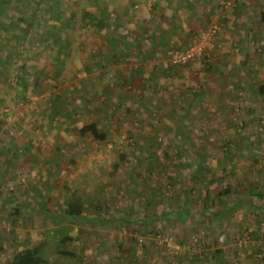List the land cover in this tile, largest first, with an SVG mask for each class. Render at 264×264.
<instances>
[{"label":"rangeland","instance_id":"374dc122","mask_svg":"<svg viewBox=\"0 0 264 264\" xmlns=\"http://www.w3.org/2000/svg\"><path fill=\"white\" fill-rule=\"evenodd\" d=\"M5 1L0 2V264L41 236L56 247L64 233L76 239L72 247L77 253L65 264H214L215 259L264 264V219L236 210L216 223L209 212H199L205 205L219 212L238 199L264 206V190L263 197L234 194L244 173L245 187L249 182L264 185V93L259 91L264 84V0H236L229 7L227 0L213 7L202 4L210 18L195 32L217 22V61L211 68L171 66L174 73L153 79L146 78L152 63H142L134 47L150 38L133 40L132 30L139 4L152 12L157 0ZM84 9L96 11L113 28L96 32L83 24ZM27 12H35L31 25L17 24L16 18ZM59 12L65 24L54 18ZM230 12L238 15L233 22L224 19ZM119 21L125 23L117 27ZM113 37L118 43L110 42ZM114 56L119 62L113 63ZM76 84L85 90L82 96L71 93ZM71 105L78 109L66 113ZM73 119L78 126L100 119L109 140L78 141L69 128ZM119 124L139 126L141 135L117 136L113 129ZM149 135L159 142L152 152L159 168L140 183L135 171L139 151L150 149ZM179 148L185 150L182 158L175 154ZM121 153L126 158L115 171ZM231 156L236 162L229 167ZM208 160L225 167L219 174H235L204 187L211 200L194 201L197 212L190 219L164 217L137 230L123 223L121 217L134 218L155 207V192L166 209L167 197L170 207L196 199L188 189L189 170ZM171 174L177 177L174 185ZM226 185L232 192L217 196ZM75 189L84 190L87 215L112 221L53 222L50 213L60 212ZM113 217L120 219L113 222ZM131 236L137 241L132 243ZM216 249L222 253L208 261L206 251Z\"/></svg>","mask_w":264,"mask_h":264},{"label":"trees","instance_id":"16d2710c","mask_svg":"<svg viewBox=\"0 0 264 264\" xmlns=\"http://www.w3.org/2000/svg\"><path fill=\"white\" fill-rule=\"evenodd\" d=\"M5 1V0H0V2ZM13 0H6V3L11 4ZM156 4H154V6L152 8L156 7ZM84 13V17L82 19L83 24L88 23L92 26L95 27L96 32L102 31L104 29H106L107 27L110 28V26H112L110 21L105 20V18L100 17L96 11L94 10H87L84 9L83 10ZM63 12H59L57 13V15H55V19L56 20H65L63 17ZM73 15V14H72ZM75 17V14L73 15ZM35 18V12L33 14V16H31L30 14L24 13V15L19 16L18 18H16V22L17 24H25L30 26L31 22L33 21ZM27 21V22H26ZM63 22V21H62ZM64 23V22H63ZM122 23V22H121ZM65 24V23H64ZM75 23L70 24L69 26H73ZM77 24V23H76ZM27 26V27H28ZM61 26L62 23H61ZM26 27V28H27ZM64 28L68 27L67 25L63 26ZM218 40L219 39V35L217 37ZM17 40L19 41L20 39L17 38ZM111 42L115 41V40H110ZM1 45V43H0ZM213 67V65H211L209 68ZM71 93L75 95H79L82 96L85 93V90L82 89V86H80L79 84H76L75 86H73L72 89H70ZM259 91H261L262 93H264V84L261 85L259 87ZM79 96V97H80ZM199 96V94H198ZM59 99H61V96H59ZM69 99V98H68ZM69 103H71V100H67ZM52 108H54L52 106ZM64 108V107H63ZM78 108L74 105H71L69 109H67L65 107V112L67 113L68 110L71 111H75ZM129 111V110H128ZM127 111V112H128ZM71 122H69V128L72 129L71 131L76 133V136L78 137V141H80L81 137H90L92 139H95L97 141H105V140H109L108 136H109V130L107 129H103L100 125V123L102 122L100 119H96L93 120L91 122L85 123L84 125L78 126L77 124H75V120H71ZM112 128H114L112 126ZM135 127H128L126 125L123 124H119L118 127L114 128L113 132L115 134L121 133L123 135H125L126 137L130 138L129 136H132V133L135 131V135L139 134L141 135L138 130H139V126H137L135 129H132ZM137 131V132H136ZM119 136V134L117 135ZM151 140L152 143L148 146L149 151L144 152L145 149L142 147V150L139 151V155H138V162L137 165L139 168L136 169L135 171V176L137 177V180H139L140 183H146L148 182L147 180V172L152 173L156 168H159V166L157 165V162L159 161V159L154 156V150H155V146L157 144H159L158 140L155 138V136H150L148 138V141ZM176 146H178L176 143H174ZM182 144V143H181ZM184 145H186L185 143H183ZM184 148H179L176 151V156L178 158H182L183 156V152H184ZM169 154L168 152H166L165 155ZM169 157V156H168ZM126 158V155L124 153L120 154V162H116L114 163V167H115V171H119L120 167H121V162L124 161ZM231 160L228 162V165L230 167V164L233 162H236V160L234 159V157L231 156L230 158ZM212 163H210V160H208V162L206 163L205 161H203V163H198L196 164L195 167H191V164H187L188 168L191 169L189 170V179H190V185L188 186L189 190L195 191L197 198H191V201H186V203H180V206H176V207H170L172 200L168 198L167 203L170 204L168 205L167 209L165 208L164 205H161L159 203H157V198H158V193L153 194V197H151V200H153L155 202V207H151L150 205V210L147 213H143V215H139V216H135L134 218H126V217H121V220L123 221V223L125 224H132L134 229L137 230L136 228L141 227L142 224H154L157 220L166 217L171 218V219H176V220H186L188 219L190 216L189 215H194L195 209H194V201H200L201 199H204L205 204L209 203V201L211 200V193L207 192V193H203L202 189L204 187H208V185H210V183H215V182H220L222 180V178H224L225 176L228 175H234L235 172L234 171H229L228 175L227 174H219V172H222L225 167H220L219 165H211ZM215 166V167H214ZM218 167V168H216ZM227 168V167H226ZM219 170V171H218ZM218 172V173H217ZM214 173V174H213ZM142 174H145L144 176H141ZM150 176V175H149ZM170 182L172 183L171 185H174V182L176 180V176L174 174H171L168 176ZM243 181H240L235 189V195H238L239 197L241 195H245L247 197H263L262 195V191L264 190V185L261 182H249V186L247 187V190L245 189V180L248 179V173H244L243 176ZM232 188L230 185H226L225 187H221V189L219 190V192H217V196L219 197H224L228 194H230L232 191ZM246 191H248V193H244ZM187 192V190H186ZM84 190L83 189H75L72 193H70V195H68V201L66 203V205L61 209L60 212H54V213H50L49 217L51 219H53V222H59L62 223L64 221H80V220H86L87 222H91L93 224H95L98 221L101 222H106V221H112V218L109 217H105V216H101L99 217L98 215H94V216H89L86 214V204H85V198L86 196L83 194ZM243 199V198H242ZM236 203L230 207V208H226V209H221V211L216 212L213 211L212 209H208V206L205 205L204 208L202 210H200V214L202 213H207L209 212V214L212 216V219L215 220L216 223H218L221 219L226 218L227 214H229L230 212L236 211V210H247V212H252L254 213L259 219H264V206L261 205V203H248L246 202V199H243V201L240 199L235 201ZM219 204H224L226 203L224 200L220 201V198L218 200ZM218 210V209H217ZM224 210V211H223ZM12 212L18 213V209L17 208H13ZM197 212V211H196ZM195 212V213H196ZM213 213L219 214V216H213ZM133 214V213H132ZM223 214V215H220ZM184 215V216H183ZM187 217V218H186ZM113 222L119 221V217H113ZM118 218V219H117ZM190 219V218H189ZM124 224H120V227H124ZM249 228V227H248ZM255 231L252 229L251 230V234H253ZM132 239V243H134L135 241H137L134 237H130ZM76 239L68 234V233H64L60 239L58 240L57 246L53 247L45 237L41 236L38 240L34 241L32 244L25 246L24 248H22L21 250L17 251L14 253V255L12 256V258L10 260H8L6 263H2V264H65L63 261H65V259H75V257H77V253L76 251L73 249L72 245L75 243ZM134 246V245H133ZM125 247L122 248V251H125ZM214 252V251H213ZM211 253L206 251L207 255V260H213V255L218 258V255L222 253L221 249H216L215 253ZM130 259V258H129ZM131 261H135L137 263H139L138 259L134 258L133 256L131 257ZM209 263V262H207ZM214 264H221V261L218 260H214Z\"/></svg>","mask_w":264,"mask_h":264},{"label":"crops","instance_id":"0c3cea01","mask_svg":"<svg viewBox=\"0 0 264 264\" xmlns=\"http://www.w3.org/2000/svg\"><path fill=\"white\" fill-rule=\"evenodd\" d=\"M218 1L219 0H157L156 7L153 8L152 12L146 9V5L141 7V4H139L140 7L138 8L137 15L134 17L132 16L134 19L132 34L134 36L133 40L135 39L136 41L143 37L150 38L149 42L142 45H140V42H137L134 46L137 54L140 53L141 60L145 61L142 63H147L149 65L152 63L146 75L147 79L158 77L159 73L163 74L164 77L169 72L174 73V70L171 68V66H174L171 62L173 50L186 47L190 43L192 34L198 28L208 23L210 16L207 17L208 15H206V11L201 9V5L209 4V6L213 7ZM244 4L245 1L243 5ZM209 11L211 12L210 9ZM230 14L231 15H228L226 18L224 17V19L233 22L234 17L238 15H233L231 12ZM130 19L131 17L129 16V20ZM123 23H125V21L122 23L119 21L115 25L118 27V25H123ZM110 28H113V26H110ZM107 29L109 28L107 27L106 30ZM129 33L131 32L127 31L121 34L128 35ZM121 34L120 36H122ZM112 39L115 40L114 42L110 41L113 44L118 43L120 40L118 37H113ZM119 60L120 57H113V63H117ZM168 63H170V68H168ZM139 64H136L137 68ZM139 70L141 71L142 69H137V73ZM117 72L119 74L121 73L120 71ZM175 74L182 78L179 72ZM133 77L136 78L137 75ZM151 90V95L154 96L156 94V92H154L156 89L152 88ZM198 94L202 95V93Z\"/></svg>","mask_w":264,"mask_h":264},{"label":"built area","instance_id":"2783aa9c","mask_svg":"<svg viewBox=\"0 0 264 264\" xmlns=\"http://www.w3.org/2000/svg\"><path fill=\"white\" fill-rule=\"evenodd\" d=\"M235 2L236 0H227L225 7H229ZM218 33V24L213 21L206 28L195 32L186 47L173 50L172 64L177 67L198 65L210 67L214 65L220 54V46L217 43Z\"/></svg>","mask_w":264,"mask_h":264}]
</instances>
